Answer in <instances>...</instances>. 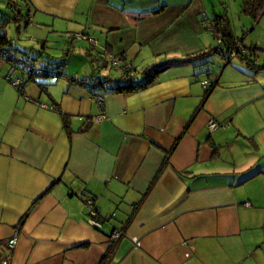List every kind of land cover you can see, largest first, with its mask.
I'll return each mask as SVG.
<instances>
[{
	"label": "crops",
	"instance_id": "0c3cea01",
	"mask_svg": "<svg viewBox=\"0 0 264 264\" xmlns=\"http://www.w3.org/2000/svg\"><path fill=\"white\" fill-rule=\"evenodd\" d=\"M16 2L32 24L23 17L14 30L31 25L41 44L22 45L7 22L3 44L19 58L52 65L43 50L50 32L64 40L85 32L131 61L141 83L118 90L107 82L105 117L96 120L100 108L84 85L28 74L26 98L5 78L25 69L0 56V261L264 264V67L239 56L222 63L212 40V19L222 15L262 66L264 10L253 18L240 1L245 29L237 30L214 0ZM69 44L71 78L115 75L98 73L95 46ZM206 78L214 81L207 95ZM81 194L93 198L100 227L88 223ZM114 227L124 233L111 247Z\"/></svg>",
	"mask_w": 264,
	"mask_h": 264
},
{
	"label": "built area",
	"instance_id": "2783aa9c",
	"mask_svg": "<svg viewBox=\"0 0 264 264\" xmlns=\"http://www.w3.org/2000/svg\"><path fill=\"white\" fill-rule=\"evenodd\" d=\"M8 6L9 10L5 14L0 13V34L2 33V29L4 24L2 23L3 18L7 17L8 21H20L24 17V21L26 23L31 21L30 16L23 15L22 13V7L21 5L14 1V0H8ZM4 15V16H2ZM209 27H212V24L209 20H207ZM71 40L73 39H84L88 40L91 44L96 45L97 40L93 37H90L86 34H83L82 32H73L70 34ZM217 42L219 46V50L224 51L225 55H222L223 61L227 62L230 58L235 57L239 52L248 53V46L244 45L242 42L238 41L235 46L231 49H226L224 47V44L221 40V37H217ZM222 54V53H221ZM220 54V55H221ZM0 56H2L4 59L8 61H12L14 63L21 64L25 71H30L33 74H48L52 73L54 75L57 74V76L62 78H71L68 73L64 70V62H59L58 67L55 70H51L49 67H44L41 65H36L30 61L27 60H21L18 59L15 54H13L10 49L6 46H3V43L0 42ZM93 63L96 67L100 69L104 68H110L116 72V77L118 80H122L127 75L131 74L134 70V66L132 65L131 61L123 58L119 54H115L114 52H111L107 49H101V51L98 52V54H95L93 57ZM101 76V78H99ZM92 75L90 77H84L79 76L73 78L74 81L84 85L86 88H88L93 95V98L95 102L98 104L100 108V113L95 116L96 120H100L105 117V113L103 110V101L105 97L107 96V90L103 87L105 84V80L107 79V75ZM5 78L13 84V86L21 92V94L24 95V92L22 91L23 85L25 83V77L24 75H14L12 73L7 74ZM210 81L205 79L201 80V85L205 89L209 86ZM26 98H28L26 95H24ZM42 106H47L45 104H42ZM51 108H56L55 105H51ZM208 126L210 129H215L218 127V123L214 120L210 119L208 122ZM81 199L83 202V205L85 206L86 213H87V221L89 224L95 227L101 226V221L99 219V211L97 207L94 204L93 198L90 196H86L85 194H81ZM245 204H248L246 202ZM124 229L123 227H114L110 234H109V243L112 247L123 235ZM8 243L13 246L16 243V233L8 240ZM0 264H7L6 260H1Z\"/></svg>",
	"mask_w": 264,
	"mask_h": 264
},
{
	"label": "trees",
	"instance_id": "16d2710c",
	"mask_svg": "<svg viewBox=\"0 0 264 264\" xmlns=\"http://www.w3.org/2000/svg\"><path fill=\"white\" fill-rule=\"evenodd\" d=\"M242 1V10H244V11H246V12H248L253 18H257L261 13H262V11L264 10V0H241ZM1 14H5V13H1ZM2 16H4V15H2ZM220 19L222 20L223 19V16L221 15V16H217V17H215V18H213L212 20L215 22V27L213 26V28H214V31L216 32V34L217 35H219L220 37H221V40H222V42H223V44H224V47L226 48V49H231V48H233L234 46H235V44L238 42V41H240V42H242L243 43V38H244V33H242L240 36L238 35V36H235L234 34H233V32L231 31V29H230V27H229V25H228V23H227V21H226V23H220L219 21H220ZM7 22H9L8 21V19H7V17L5 18H3V21H2V23L4 24V26H3V29H2V33L0 34V42L1 43H5V42H7V38H6V36H5V31H4V27H5V24L7 23ZM220 24H223V25H220ZM83 34H86V35H88L89 36V34H87V33H85V32H82ZM75 40H84V39H73V41H75ZM70 41H72V40H70ZM86 41V40H85ZM88 41V40H87ZM89 42V41H88ZM90 43V42H89ZM90 45H92V46H95L96 47V45H93V44H91L90 43ZM244 45H246V44H244ZM3 46H5L4 44H3ZM246 46H248V53H243V52H239L236 56H239V57H242L245 61H246V63L248 64V66H250V67H252V68H255L256 70H259L260 69V67H264V64L261 66V65H258L256 62H255V60H253L252 58H251V56L253 55V52H254V46H252V45H246ZM10 49V48H9ZM100 49H102V48H100ZM104 49V48H103ZM10 51L13 53V54H15L11 49H10ZM99 51H101V50H99ZM98 51V52H99ZM214 52H217L220 56H221V58H222V55H225V52L224 51H221V50H219V46L218 45H216V47L214 48V50H213ZM95 55V54H94ZM94 55H92V60H93V57H94ZM15 56L18 58V59H21V58H19L16 54H15ZM223 59V58H222ZM21 60H27V59H21ZM230 60V59H229ZM228 60V61H229ZM27 61H29V60H27ZM64 62V66H65V59L63 58V57H61V58H59L58 60H55V61H53V63H52V65H41V66H44V67H49L52 71L53 70H55L57 67H58V63L59 62ZM13 66H15V67H21L22 69H23V66L21 65V64H18V63H14V62H12V61H9ZM30 62H32L33 63V61H31L30 60ZM225 64L227 63V62H225V61H223ZM63 66V67H64ZM161 67H163V66H158V67H155V68H148V69H146L145 70V74H149V77L150 76H152V74H150V70H152V72H156L158 69H160ZM96 69H97V71L99 70L100 71V68H98V67H96ZM104 69H107V68H104ZM65 70V69H64ZM109 70L111 71L112 69H110L109 68ZM66 71V70H65ZM99 71H98V73H99ZM133 72H134V70H133ZM132 72V73H133ZM131 73V74H132ZM25 74V73H24ZM23 74V75H24ZM28 74H32L33 75V73H31L30 71H26V75H24V77L26 78V76H28ZM131 74H129V75H127L125 78H123L122 80H118V78L116 77V73H115V75L114 76H109V75H107L108 77H107V79L105 80V84L107 83V82H109V81H113L115 84H116V86H115V88L116 89H118V90H123V89H130V88H134V87H136V86H138L141 82H135V81H133V77H132V75ZM154 74V73H153ZM39 75H44V76H49V77H59V76H57V74L56 75H54V74H52V73H48V74H39ZM69 75V74H68ZM77 77H79V76H77ZM84 77H90V76H84ZM99 78H101V76H99ZM71 80H73V78H70ZM149 79V78H148ZM207 80H209V79H207ZM150 81V79L149 80H147L146 82H149ZM210 81V84H209V86L207 87V88H205V95H207L209 92H210V90L213 88V85H214V81L213 80H209ZM145 82V83H146ZM105 84L103 85V87H105ZM143 84H144V82H143Z\"/></svg>",
	"mask_w": 264,
	"mask_h": 264
},
{
	"label": "rangeland",
	"instance_id": "374dc122",
	"mask_svg": "<svg viewBox=\"0 0 264 264\" xmlns=\"http://www.w3.org/2000/svg\"><path fill=\"white\" fill-rule=\"evenodd\" d=\"M14 1H16V0H14ZM214 1L216 4L220 5V9L222 10V13L229 18L231 24L233 26H235L237 30L240 29L241 26L244 27V29H245V26H243V24L240 21L243 18V14L240 12V6H239L241 0H222L225 2L224 3L225 6L220 4V0H214ZM0 6L5 8L6 10H9L8 0H0ZM208 14L211 17L215 14L214 11L212 10V8L208 10ZM10 22L11 23L9 24V26H10L9 32H15V38L19 39V41L21 42L22 45H27L28 47L40 49L41 44L36 42L35 35L32 34L33 32L29 31L31 25H28L29 28H27V31L26 30L24 31V28H23L21 30V33L18 36L17 32L14 30V21H10ZM28 24H32V21H30ZM238 33H240V30L238 31ZM49 35L50 36H49L47 43L45 44L43 50L45 52H47L49 55H51L52 57L56 58L55 60H58L59 58L63 57L66 61L69 58V56H67L68 51L66 50V48L70 47L69 43H70L71 37L68 36V38H65L66 40H64L62 37L58 36L57 33L50 32ZM212 40H213V44L214 43L218 44L216 38H212ZM86 42H88V41L86 40ZM100 48H102V46L99 45V43H97L96 44V50H94V53L92 55L98 54V51L101 50ZM115 54H117V53H115ZM234 62H237V59H234ZM222 63H224L223 60H222ZM222 63H220V61H218L216 63L217 67H218V65L222 66ZM216 69H218V68H216Z\"/></svg>",
	"mask_w": 264,
	"mask_h": 264
}]
</instances>
